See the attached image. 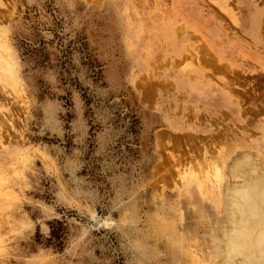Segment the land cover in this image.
Instances as JSON below:
<instances>
[{
	"label": "rangeland",
	"instance_id": "374dc122",
	"mask_svg": "<svg viewBox=\"0 0 264 264\" xmlns=\"http://www.w3.org/2000/svg\"><path fill=\"white\" fill-rule=\"evenodd\" d=\"M258 10L0 0L19 79L0 89V264H219L216 183L240 153L264 165Z\"/></svg>",
	"mask_w": 264,
	"mask_h": 264
},
{
	"label": "bare ground",
	"instance_id": "6f19581e",
	"mask_svg": "<svg viewBox=\"0 0 264 264\" xmlns=\"http://www.w3.org/2000/svg\"><path fill=\"white\" fill-rule=\"evenodd\" d=\"M249 27L252 35L258 37V41H262L264 11L258 10V17L250 21ZM259 64L264 67V63ZM7 85L15 87L19 85V79L13 57L4 50L0 51V89ZM219 98L214 100L222 106L229 103L226 98ZM261 166L258 165V160L248 153H240L227 166V181L221 192L217 188H220L219 183H216L218 184L216 191L220 193L216 201L222 210V220L220 224L218 223V228L210 231L208 236L214 253L221 258L219 264H264V165ZM217 173L216 170L214 178L215 180L217 178L218 182L220 177L216 176ZM223 175L221 174V178ZM201 178L207 185L206 176L204 180V177Z\"/></svg>",
	"mask_w": 264,
	"mask_h": 264
}]
</instances>
